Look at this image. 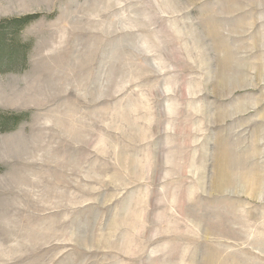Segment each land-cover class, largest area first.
<instances>
[{
    "label": "rangeland",
    "instance_id": "rangeland-1",
    "mask_svg": "<svg viewBox=\"0 0 264 264\" xmlns=\"http://www.w3.org/2000/svg\"><path fill=\"white\" fill-rule=\"evenodd\" d=\"M28 14L0 264H264V0H0Z\"/></svg>",
    "mask_w": 264,
    "mask_h": 264
},
{
    "label": "trees",
    "instance_id": "trees-1",
    "mask_svg": "<svg viewBox=\"0 0 264 264\" xmlns=\"http://www.w3.org/2000/svg\"><path fill=\"white\" fill-rule=\"evenodd\" d=\"M36 17L37 14H28L0 19V58H4L6 70H14L12 66L16 65V62H21L23 65L26 56L25 48L29 46L20 42L19 32ZM8 31L10 38H5ZM8 116L1 118L0 124L3 125L0 126L1 130H7L8 127L15 126L22 119L21 116L16 114H9Z\"/></svg>",
    "mask_w": 264,
    "mask_h": 264
}]
</instances>
